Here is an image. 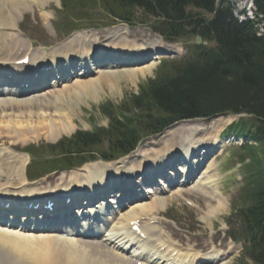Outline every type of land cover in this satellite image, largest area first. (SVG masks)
<instances>
[{"label":"bare ground","instance_id":"6f19581e","mask_svg":"<svg viewBox=\"0 0 264 264\" xmlns=\"http://www.w3.org/2000/svg\"><path fill=\"white\" fill-rule=\"evenodd\" d=\"M40 1L42 0H0V218H3L7 212L16 210L23 211L25 214L28 211L35 212V206H40L38 211L45 213L49 202L53 203L54 207L57 206V209L58 207L64 209L66 207L64 200H73L70 204L72 206L79 203L77 198L80 197H83L84 202L79 212L84 214L82 207L85 206L86 200L92 203L95 197L103 198L106 192L118 191L122 186L130 190L129 198L124 193H118L113 199L107 200L108 204L104 208H109L111 204L118 205V211L110 209L111 213L106 218L101 219L100 214L95 213V207L87 210L88 213L94 212L99 216L100 221L102 220V227L106 229L103 234L95 229V232L88 237H75L72 234L65 237L60 231H56V228L46 231V227L28 229L24 226V230L17 228L16 232H13L15 230L10 231L0 227V242H3V246H0V264H138L139 262L150 264L152 259L158 260L154 264H218L225 256L222 251L214 247L209 251L210 255H207L202 253L207 250V247L197 250V246H194L183 250L170 237L162 236L163 230L151 226V221L147 218L158 216L166 210L170 199L158 200V196H161L166 189L176 192L174 196L181 198L202 194L209 201H214L216 206L210 210V217H215L218 212L226 209L227 201L218 186L219 176L216 165L213 161H209V164L207 161L212 153L221 154L226 146L235 140L228 138L224 139V142L219 141V129L229 124L231 120L229 116L211 120L207 128L197 121L175 125L164 133V135L167 133V136H178L173 139V146L163 154L155 153L153 156L139 154L144 160L138 163L133 162L134 166L127 167L128 158H126L117 163H96L86 166L87 168L71 173L69 181L66 174L61 178L54 176L38 183L27 181L26 168L29 158L26 153L16 150L18 147L25 149L28 143L38 142L41 139L56 143L58 138L69 136L76 128L75 102L83 95L92 99L96 94L95 97L99 99L100 95L97 94L99 89L114 90L116 85L125 79L133 83L138 81L139 76L145 77L153 73L157 66V59L148 63V66L144 65L145 61L153 55L158 58L161 53H178L173 46L165 45L158 36L150 44L129 41L130 30L123 26L122 29L115 30L123 32L121 36L116 32L109 34L107 32L108 36L105 38L110 43L106 47L101 44L100 47L93 48L97 42L101 41L100 35L94 41L91 36L90 41H93L91 44L87 43L88 35L78 34L61 45L60 55L51 53L52 57L49 56L50 54L38 57L36 52L37 56L33 57L31 55L33 45H29L23 39L25 36L19 26L20 19L25 13L17 21L16 12L25 10L28 4ZM43 1L46 3L48 0ZM33 6L36 5L29 7ZM43 18L49 20L47 14L43 15ZM74 47L80 48L73 49ZM105 50L114 51L121 57L119 56L117 61L108 60L112 62L111 65L96 67L94 71L99 70L95 72L98 75L97 78H89V75L94 72L88 66L91 65L89 62L79 65L75 61H69L72 63L68 62L69 75L67 76L63 68L59 69L61 59L66 61L77 56L81 58L84 56L83 58L87 60L89 58V61L97 63L96 54ZM27 58L30 59L29 64L19 66L18 63ZM112 58L115 59L116 56ZM47 65H53L57 71H60L56 73L61 77L59 82L54 81L48 87L54 89L62 87L60 90L51 91V96L47 95L49 98L41 93L34 94L37 89L33 91L32 89L35 87L28 88L29 80L33 78L35 72L38 71L44 78L51 76L41 72L40 68ZM35 66L39 67V70H35ZM8 76L17 77L9 80ZM19 76L24 77L19 79ZM27 78L29 80H26ZM15 80L24 81L27 88L14 89L3 86L4 83H12ZM216 126L218 129L214 135ZM202 134L212 138L200 139ZM5 139L6 142H4ZM206 143L212 145L201 146ZM180 162H184V165ZM120 164L122 168L117 167ZM175 164H180V168L172 169ZM205 164L208 165L203 172ZM167 169L174 171L171 173L172 179H168L170 183L159 180L155 188L148 187L145 190V195H137L134 186L143 185L145 180H150L151 174L163 179ZM137 176L138 178L133 182L134 177ZM178 176H180L179 179ZM125 177L129 179L128 182ZM151 180L153 182V178ZM46 183L50 186L57 185L51 190L32 187L43 186ZM87 193L91 197L86 196ZM11 196L19 198H11ZM148 196L155 199L148 203L145 201ZM101 203L105 204V202ZM7 205H10L9 209H5ZM124 207L130 208V211L123 210ZM54 214V212L50 213L49 218L54 219ZM134 226L140 227L142 235L133 231ZM91 227L93 225H90L88 229ZM61 231L69 233L68 229ZM54 232L59 234L53 235ZM84 233L85 231L82 232ZM151 239L154 241L149 242ZM228 249L230 253H233L236 247L229 242ZM145 251L149 252V258L144 254Z\"/></svg>","mask_w":264,"mask_h":264},{"label":"trees","instance_id":"16d2710c","mask_svg":"<svg viewBox=\"0 0 264 264\" xmlns=\"http://www.w3.org/2000/svg\"><path fill=\"white\" fill-rule=\"evenodd\" d=\"M253 1L257 22L236 19L228 0H60L64 27H99L102 20L146 25L169 44L190 45L185 57L162 60L129 100L101 106L107 128L32 146L30 177L98 158L118 160L181 121L247 115L226 130L256 143L239 150L244 182L227 220L228 236L244 244L240 264H264V33L258 37L256 28L264 25V0Z\"/></svg>","mask_w":264,"mask_h":264},{"label":"rangeland","instance_id":"374dc122","mask_svg":"<svg viewBox=\"0 0 264 264\" xmlns=\"http://www.w3.org/2000/svg\"><path fill=\"white\" fill-rule=\"evenodd\" d=\"M230 1H231V6H233V8L235 9L236 15H238L242 10L248 8V4L244 2L243 0H230ZM31 5H36V6H33L30 8L29 6ZM59 7H60V0H48L46 3L42 0L35 4H32V3L28 4L25 10L21 9L18 12H16L17 21L19 20L20 16H22L25 13L24 17L20 19L21 25L19 22L18 23H19V26H21L20 28L21 32H23L25 36L23 37V39L26 40V42H28L29 45L30 44L33 45V47L31 48V55L33 57L37 55H39L38 57L40 56L42 57L45 54L47 56L50 54L49 56L52 57L53 54L51 53H57L58 55H60L62 53L61 45H64L67 41L72 40L73 38L78 36V34L88 35L87 37L88 41H90L91 36H93L92 40L94 41L96 40L95 38H97V36L100 35L101 41L99 39L100 42H97V44L93 48L95 49L96 47H100L101 44L104 45L103 47H106L110 43V41H107L106 39L108 34L110 32H116L117 31L116 29L119 30V29H122L123 26H125L122 23L109 24L108 20L107 21L102 20L103 25H106V27L104 28L102 27L99 29L98 28L92 29L93 28L92 27L91 29H88V28H77L76 26H72L71 29L77 28L78 30H75V31L64 30L63 28L59 26V14H58ZM45 14L49 16L50 21L43 18V15ZM126 28L130 30L131 38L129 39V41H135V42L142 41L139 43L140 44L141 43L150 44V43H153V41L157 37L156 34H154L151 31V29L145 25H137L133 28H128V27ZM116 33H118L119 36L123 34V32H116ZM88 41L87 43H91V44L93 43V41H90V42ZM162 41L164 40L162 39ZM164 44H165V41H164ZM188 45L190 44L189 42H186V40L185 42L174 44V48L178 51L177 54L170 56V55H165L161 53L160 56H158V58L153 55L152 57H150L148 60L145 61L144 65L148 66L147 65L148 63L153 62L157 59L156 60V63H157L156 69H157L163 59L182 58L183 56L186 55L185 49H187ZM77 48H80V47H74L73 49H77ZM36 52H38L37 55H36ZM114 54H115L114 51L105 50L103 52L101 51V53L99 54H96V56H99L97 58L99 62L102 59L108 58L110 55L115 56ZM119 56L121 57V55H116V57L118 58ZM92 65L95 66L93 68L101 67V65L98 63L96 65L94 64ZM50 66L52 67V65H49V68ZM156 69L153 73L148 74L145 77L139 76L138 81L133 82V83L125 79L121 81L119 85H116L117 87L114 90L110 88H105L104 90L99 89L97 91L98 92L97 94L100 95L99 99L95 97L96 94L92 99L91 97L87 98L86 95H83L81 99H78V101H76L77 103L75 102L76 116H75L74 121L76 124V128L74 129L73 133L76 132L77 130H90V128L93 129V127L94 128L96 127L107 128L108 121L100 114V107L103 105H107V104H114L115 106H118L123 101L129 100L134 94L138 92V88L143 82L155 76ZM63 70H65V67L63 68ZM96 71L98 72L99 70H96ZM96 71L92 72L89 75V78H94V77L97 78L98 75L95 74ZM56 89L60 90L62 89V87L59 86V88H56ZM56 89L52 87H45L42 90L36 91L34 94L38 95L37 93H41L43 94V96H47V95L51 96V91L56 90ZM218 117H215L213 119H208V120H196V121L199 124H203L204 128H207L209 127L211 120L217 119ZM222 117H226V116H222ZM229 118H231L229 124L232 122H236L240 119L239 117H234V116H229ZM229 124L224 125L221 129H219L220 130V133H219L220 140L219 141L224 142V139L230 138L229 136L227 137L223 136L224 131L226 130ZM217 127L218 126H216L215 131H213L214 135H216V130L218 129ZM210 130L212 131L211 127H210ZM72 134H69V136L67 137H70ZM166 134L165 135L163 134L162 136L160 135L156 138L149 139L147 141L144 140V142H142L137 147V150L128 157L127 167L134 166L133 162L138 163L144 160V158L142 157L140 158L139 154H142V155L146 154V155L153 156L155 155V153L163 154L165 153L166 150L168 151V148H171L173 146L172 145L173 139H175V137L177 138L178 136H175V135L167 136ZM210 137L211 136H204L202 134L200 135L199 138L205 139V138H210ZM242 141L244 142L243 139ZM4 142H6V139L4 140ZM47 143L51 144V142L45 139L44 140L41 139L38 142L28 143L25 149H21V147H18L16 150L26 152L30 144L41 146ZM207 144L208 143L204 145L201 144V146L208 147L212 145V144H208V145ZM239 145H241V143H239V140L236 142H232L231 144H228L226 146L225 150L221 154L212 153L211 158L207 161V163L209 161H213V163L216 165L217 174L219 176L218 186H219V189L223 197L227 201L226 209L224 211L218 212L215 215V217H210V214H209L210 210H213V208L216 206L214 201H209L208 198L203 196L202 194H193L192 196H187L186 197L187 199H184V198L174 196L176 192L175 193L170 192V190L166 189L165 191L163 190L164 192L161 196H158L159 201H164L165 198L170 199L166 210L160 213V215L158 216L148 217V219L151 220L150 225L158 227L159 229L161 228L163 230L162 236L170 237L171 240L175 244H178L179 246H181L183 250L197 246L196 248L197 250H200V248L202 247H207L206 251H208V250H211L212 247H216L218 251H222L225 254V256L221 259V261L218 264H240V258H241V254L243 250V244L233 243L236 249L234 250L233 253H230L228 249V243L231 241H229V239L226 236V232L228 231V226L226 222L228 218L231 216L234 207L237 206L238 204L237 199L239 197L242 183L244 182V179L241 175L244 173L243 166L238 164V160L240 159V152L237 147ZM169 153H172V152H169ZM118 162H121V160ZM96 163H105V162L97 161ZM96 163H93V164H96ZM180 164L184 165V162H180ZM208 164H205V166L203 167V172L206 170L207 168L206 165ZM89 165L91 164H88L86 166L89 167ZM179 165L175 164L174 165L175 169L180 168ZM86 166L82 167L79 170L52 174V175L45 177L44 179L36 181L35 183L43 182L44 180L48 178H52L54 176L61 178L65 174H66V177H68L67 181H69V177L71 173H76L82 170L83 168H85ZM117 167L122 168V165L120 164ZM167 172L169 173L167 180L166 179H162V180L163 182L170 183L168 179H172L171 173H174V171L169 172V169H168ZM56 185L57 184H53L50 186V184L46 183L43 186L36 185L32 187L42 188L45 190H51L55 188ZM145 190L146 188L144 187H139V189L137 190L135 189V191H137V195L144 194ZM126 196L129 198V193H127ZM112 197L113 196H109L107 199L108 200L113 199ZM153 199L155 198H151L148 196V198L145 201H148V203H150L152 202ZM190 200H192L194 204L195 203L198 204L200 209L191 207ZM80 203H83V200H81L79 204ZM102 207H103V204H98L96 209H97V212L103 214L104 215L103 217L105 218L108 217L109 214L111 213L110 209H114V211L115 210L118 211V206L113 205V204H111V206H109V208L107 209L104 207L102 208ZM127 210L130 211V208L125 209V211ZM167 218L172 219V221L167 220ZM71 222H72V218H71ZM62 223H65V222H62ZM101 227L102 226H99V228ZM96 229H97L96 231L100 232L101 234L104 233V230L102 231L100 229L99 231L98 228ZM53 235H57V234L55 233ZM207 255H210V254L207 253Z\"/></svg>","mask_w":264,"mask_h":264},{"label":"water","instance_id":"95a60500","mask_svg":"<svg viewBox=\"0 0 264 264\" xmlns=\"http://www.w3.org/2000/svg\"><path fill=\"white\" fill-rule=\"evenodd\" d=\"M197 42H198V43H201V38L198 37V38H197Z\"/></svg>","mask_w":264,"mask_h":264}]
</instances>
